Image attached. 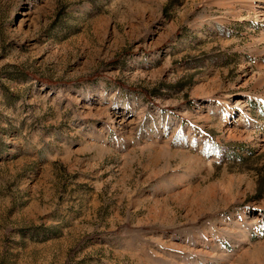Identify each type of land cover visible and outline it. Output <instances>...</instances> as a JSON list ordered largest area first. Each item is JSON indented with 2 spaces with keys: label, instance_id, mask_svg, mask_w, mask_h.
<instances>
[{
  "label": "rangeland",
  "instance_id": "1",
  "mask_svg": "<svg viewBox=\"0 0 264 264\" xmlns=\"http://www.w3.org/2000/svg\"><path fill=\"white\" fill-rule=\"evenodd\" d=\"M0 264H264V0H0Z\"/></svg>",
  "mask_w": 264,
  "mask_h": 264
}]
</instances>
